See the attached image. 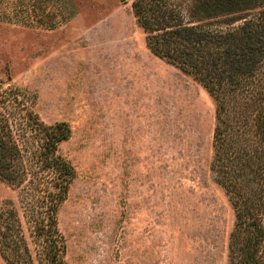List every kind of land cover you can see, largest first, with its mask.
<instances>
[{"label": "rangeland", "instance_id": "374dc122", "mask_svg": "<svg viewBox=\"0 0 264 264\" xmlns=\"http://www.w3.org/2000/svg\"><path fill=\"white\" fill-rule=\"evenodd\" d=\"M132 1L0 0V85L70 126L58 151L75 175L57 211L68 264H227L235 215L209 171L214 100L147 48ZM44 178L0 179V228L13 225L24 264H46L28 200Z\"/></svg>", "mask_w": 264, "mask_h": 264}, {"label": "trees", "instance_id": "16d2710c", "mask_svg": "<svg viewBox=\"0 0 264 264\" xmlns=\"http://www.w3.org/2000/svg\"><path fill=\"white\" fill-rule=\"evenodd\" d=\"M131 7L147 48L214 100L209 171L235 215L227 264H264V0H133ZM70 132L65 120L39 119L19 89L0 85V179L20 185L45 177L28 200L46 264H68L57 211L75 175L58 151ZM3 222L0 253L9 264H24L12 247L13 225ZM23 249L29 258L25 243Z\"/></svg>", "mask_w": 264, "mask_h": 264}]
</instances>
